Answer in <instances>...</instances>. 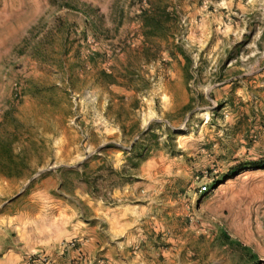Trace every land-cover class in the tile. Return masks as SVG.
Here are the masks:
<instances>
[{"label": "rangeland", "instance_id": "1", "mask_svg": "<svg viewBox=\"0 0 264 264\" xmlns=\"http://www.w3.org/2000/svg\"><path fill=\"white\" fill-rule=\"evenodd\" d=\"M261 163L264 0H0V264H264Z\"/></svg>", "mask_w": 264, "mask_h": 264}, {"label": "crops", "instance_id": "2", "mask_svg": "<svg viewBox=\"0 0 264 264\" xmlns=\"http://www.w3.org/2000/svg\"><path fill=\"white\" fill-rule=\"evenodd\" d=\"M100 248H102L101 246V242L99 241V239H97V237H91L89 238L85 244L83 245V254H85L88 257H95V256H100L99 251ZM74 257V253L72 252H67L65 258H61V264H70V262L73 260L72 258ZM76 263V262H73ZM56 264H60L57 263Z\"/></svg>", "mask_w": 264, "mask_h": 264}, {"label": "built area", "instance_id": "3", "mask_svg": "<svg viewBox=\"0 0 264 264\" xmlns=\"http://www.w3.org/2000/svg\"><path fill=\"white\" fill-rule=\"evenodd\" d=\"M209 190H210V187L208 184H204V185L199 187V193H201V194L207 193V192H209ZM75 245H76L75 241L69 242V246H75ZM29 260L34 262L36 259L29 258ZM37 261H39L40 264H49V259L46 256H42V255L38 256ZM88 264H90V262H88ZM98 264H104V263H103V261H100V262H98Z\"/></svg>", "mask_w": 264, "mask_h": 264}, {"label": "trees", "instance_id": "4", "mask_svg": "<svg viewBox=\"0 0 264 264\" xmlns=\"http://www.w3.org/2000/svg\"><path fill=\"white\" fill-rule=\"evenodd\" d=\"M262 164H264V163H261V165ZM223 235H224V237L226 239V242H228V243H230L232 245H235L240 251H242V252H247L248 251V247L247 246L242 245L238 241L230 239L229 235H227L226 233H223Z\"/></svg>", "mask_w": 264, "mask_h": 264}]
</instances>
